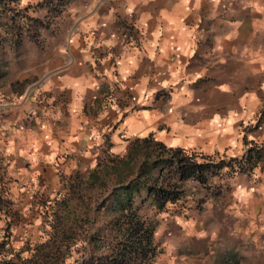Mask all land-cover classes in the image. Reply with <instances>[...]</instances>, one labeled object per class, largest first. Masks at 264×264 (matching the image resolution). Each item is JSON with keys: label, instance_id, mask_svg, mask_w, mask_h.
I'll return each mask as SVG.
<instances>
[{"label": "crops", "instance_id": "1", "mask_svg": "<svg viewBox=\"0 0 264 264\" xmlns=\"http://www.w3.org/2000/svg\"><path fill=\"white\" fill-rule=\"evenodd\" d=\"M56 17L68 25L30 77L0 85V191L20 201L0 221L9 240L40 230L32 197L133 138L229 155L264 140V0H70ZM255 171L235 213L264 204Z\"/></svg>", "mask_w": 264, "mask_h": 264}, {"label": "trees", "instance_id": "2", "mask_svg": "<svg viewBox=\"0 0 264 264\" xmlns=\"http://www.w3.org/2000/svg\"><path fill=\"white\" fill-rule=\"evenodd\" d=\"M10 2L16 4L17 0H0V17L11 22L10 26L0 22L4 25L0 33L3 28L19 35L24 21L15 19L18 8L7 11L14 9L8 7ZM222 166L227 172L264 170V140H251L239 156L215 161L200 151L167 146L151 135L133 138L122 153H103L91 168L71 174V200L81 207L71 206V229L65 224L68 212L62 200L63 211L54 221L48 219L46 235H24L26 249L8 257L0 253V264H56L62 261L61 244L69 238L71 244L80 243L71 247V264H152L160 247L153 238L156 219L148 210L182 208L191 188L197 186L219 189L211 179ZM11 203L10 197L0 194V221L4 224L18 217L6 210ZM4 224L0 227V247L11 242ZM24 251L28 255L21 254Z\"/></svg>", "mask_w": 264, "mask_h": 264}, {"label": "rangeland", "instance_id": "3", "mask_svg": "<svg viewBox=\"0 0 264 264\" xmlns=\"http://www.w3.org/2000/svg\"><path fill=\"white\" fill-rule=\"evenodd\" d=\"M61 1L63 0H17L16 4L13 2L8 4L11 5L8 7H14L12 10L7 9L9 13L19 9L15 19L19 23L24 21V25L22 24L19 35H15L14 31L6 33L3 28L1 29L0 85L14 80L17 76L20 77L24 71L29 73L30 77V73L37 68V64L53 42L60 40L59 31L68 23H62L57 17H51L59 14L57 8L64 7L70 0H65L63 4ZM49 2L51 6L46 5ZM33 18L40 20L35 21ZM0 22H6L7 26L11 24L6 16L0 17ZM201 153L210 155L215 161L227 160L232 156L220 152ZM240 153L233 156H239ZM218 171L211 179L213 182L211 184L220 185L219 189L216 186L210 188L197 186L191 188L187 204L182 208L174 209L171 206L168 210L158 212L148 210L147 213L156 219L155 229H158L156 243L160 247V253L156 255L152 264H168V262L170 264L171 259L166 250L172 251V249H174L172 255L177 256L178 261L171 264H264V219L252 217L245 212L251 207L252 213H260L263 216L264 204L258 202L255 204L256 208H253L250 199L242 197L241 199L245 200L243 207L246 209L236 207L237 213L234 211L235 206L240 203L237 197L244 189L257 192V187L263 182L253 176L260 174L256 171L227 172L224 166ZM220 173L222 174L219 175ZM70 185L71 175L62 177L55 190H51L48 195L45 193L46 196L43 197L38 194L31 198V204L42 207L38 215L41 226L35 236L46 235L48 219L54 221L55 216L63 211L62 200L65 201V209L68 212V221L65 224L71 229V206L79 209L81 207L74 199L71 200ZM253 197L256 200L260 199L257 195ZM12 201V207L20 202L19 199ZM236 214L237 217L234 219ZM159 221L162 222V226H159L161 223ZM63 242L60 247L63 254L62 261L56 264H71V247H76L80 243L71 244V238ZM26 247L23 245V240L20 244L9 241L8 244L1 245L0 253H3V257H8ZM28 248L32 247L28 246ZM161 253H163L162 258ZM21 254L28 255L26 251ZM201 258L206 261H200Z\"/></svg>", "mask_w": 264, "mask_h": 264}]
</instances>
